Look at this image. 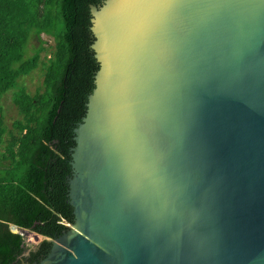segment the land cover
I'll return each instance as SVG.
<instances>
[{
    "label": "water",
    "instance_id": "water-1",
    "mask_svg": "<svg viewBox=\"0 0 264 264\" xmlns=\"http://www.w3.org/2000/svg\"><path fill=\"white\" fill-rule=\"evenodd\" d=\"M91 13L74 223L55 240L21 230L52 243L39 264H264V0Z\"/></svg>",
    "mask_w": 264,
    "mask_h": 264
},
{
    "label": "trees",
    "instance_id": "trees-1",
    "mask_svg": "<svg viewBox=\"0 0 264 264\" xmlns=\"http://www.w3.org/2000/svg\"><path fill=\"white\" fill-rule=\"evenodd\" d=\"M104 1L0 0V101L17 90L13 102L20 115L4 145L0 105V264H32L52 248L44 240L30 251L12 227L55 240L74 222L71 149L100 68L92 49L91 7ZM43 34L55 41L45 61ZM40 62L45 90L31 96L18 88L19 81Z\"/></svg>",
    "mask_w": 264,
    "mask_h": 264
},
{
    "label": "rangeland",
    "instance_id": "rangeland-1",
    "mask_svg": "<svg viewBox=\"0 0 264 264\" xmlns=\"http://www.w3.org/2000/svg\"><path fill=\"white\" fill-rule=\"evenodd\" d=\"M42 41L44 42V47L47 49V51H44L41 53V61H45L46 59L52 58V53L55 50V41L53 38L49 37L48 35L43 34L41 36ZM51 48L52 50H48ZM46 57V58H45ZM41 66V62L39 65V68L31 73L30 75L23 77L19 81V87L23 88L26 93H28L31 96H35L38 94H41L44 92V71ZM17 90L13 92H9L6 95L3 96L2 100L0 101V105L3 109V116H4V127L6 129V134L4 136V145L10 140V134L12 133V125L14 121L18 120L20 118L18 108L13 102V96ZM14 233L21 235V230H13ZM21 236H23L25 240V244L29 250H34L37 247L41 245V243L44 241L43 238H40L39 241H36L35 237L32 235L29 236L26 233H23Z\"/></svg>",
    "mask_w": 264,
    "mask_h": 264
},
{
    "label": "flooded vegetation",
    "instance_id": "flooded-vegetation-1",
    "mask_svg": "<svg viewBox=\"0 0 264 264\" xmlns=\"http://www.w3.org/2000/svg\"><path fill=\"white\" fill-rule=\"evenodd\" d=\"M73 216H74V215H73ZM73 220H74V218H73ZM73 223H74V222H73ZM73 223H72V224H73ZM69 224H70V223H69ZM66 231H67V230H65L64 233H63L62 235H64V234L66 233ZM62 235H61V236H62ZM61 236H60V237H61ZM49 242H50V241H49ZM34 250H36V249H34ZM30 251H31V250H30ZM30 251H29V252H30ZM45 258H46L45 256H44V257H41V258H39V261H34L32 264H39V263H41Z\"/></svg>",
    "mask_w": 264,
    "mask_h": 264
},
{
    "label": "bare ground",
    "instance_id": "bare-ground-1",
    "mask_svg": "<svg viewBox=\"0 0 264 264\" xmlns=\"http://www.w3.org/2000/svg\"><path fill=\"white\" fill-rule=\"evenodd\" d=\"M18 229V228H17ZM17 229L16 228H14L13 230H15V231H17ZM29 236H31V235H29ZM33 237H34V235H32Z\"/></svg>",
    "mask_w": 264,
    "mask_h": 264
},
{
    "label": "clouds",
    "instance_id": "clouds-1",
    "mask_svg": "<svg viewBox=\"0 0 264 264\" xmlns=\"http://www.w3.org/2000/svg\"><path fill=\"white\" fill-rule=\"evenodd\" d=\"M68 224H66V226H67ZM52 240V239H51Z\"/></svg>",
    "mask_w": 264,
    "mask_h": 264
}]
</instances>
